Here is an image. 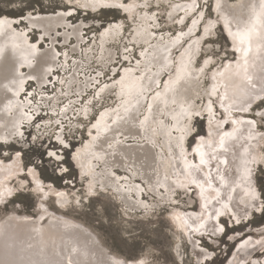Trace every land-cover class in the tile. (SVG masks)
<instances>
[{
  "label": "snow or ice",
  "instance_id": "obj_1",
  "mask_svg": "<svg viewBox=\"0 0 264 264\" xmlns=\"http://www.w3.org/2000/svg\"><path fill=\"white\" fill-rule=\"evenodd\" d=\"M0 3L7 6V11L0 9V35L12 33L33 55L38 51V45L42 48L46 41L41 36L37 41L29 42V33L34 31L31 22L42 14L51 13L66 20L70 31L77 34L75 40L65 45L68 51L56 53L59 65L56 75L60 76L62 71V78L53 80L51 68L41 77L29 75L26 78L41 81V93H37L40 100L36 99L37 94L29 96L25 93L23 101L32 116L28 121L29 128H35L37 135L22 130V124L14 127L13 132L0 135V170L6 175V179H0V205L6 207L16 200L22 203L34 194H39L46 202L51 198L52 190H56L57 196H63L62 186L75 190L79 174L73 172V168H78L80 173L76 163L80 151H74V130H86L92 136V130L99 131L102 122L104 130L109 131L110 120L116 126L115 144L123 143L120 139L125 136L122 126L129 132L125 139L138 143L136 136L130 134L131 129L142 128L149 120L143 110L151 114L154 107L142 100L149 96L163 97L166 111L161 114L169 120L166 128L170 141L175 135V144L170 142L169 147L177 153V159L183 161L179 175L184 179L177 178L166 186H159V191L162 195L170 193L171 202L180 207L182 202H187L186 197L192 199L199 189L203 199L200 227L204 230L200 236L203 241L206 234L208 240L200 244L196 261L197 264H216L212 241L220 234L227 235L228 220L239 225L256 213L264 215V82L258 85L251 76L245 75L243 86L237 88L239 95L231 97L227 91L221 95L215 84L210 89L200 85L227 75L232 65L225 62L237 53L240 54L236 60L237 69L242 65L246 72L253 41L264 43V21L259 32L255 24L233 32L225 20L224 27L231 37L228 47L232 52L229 53L217 32L219 18L213 20L210 13L205 15L203 11L208 0L203 3L189 0L185 4L175 0H0ZM216 7L220 8V0ZM260 8L264 16V0H260ZM126 36L131 47L124 43ZM145 44L154 50L163 47L165 55L159 58L155 72L140 59L148 51ZM138 47L141 49L139 56L136 54ZM239 74L238 71L235 73L236 76ZM163 76L167 79H162ZM19 83V90L23 91L25 80L21 79ZM188 84L195 87H184ZM169 93H172L171 97ZM69 112L75 115L74 121ZM141 115L143 119L139 118ZM201 121L207 124L206 135L201 132ZM161 124H164L163 120ZM229 125L230 131L226 130ZM241 127L247 134L245 143L254 141L258 146L256 149L245 148L237 170L239 185L243 186V218L228 204L217 208L214 205L218 201L204 196L206 188L212 190L214 177L210 162L219 160L217 148L224 149L228 139H239ZM188 140L195 145L191 148L193 160L188 159L185 147ZM112 147L113 143H109L108 148ZM135 150L134 143H128L121 156L131 159L130 154ZM28 153L33 158L24 162ZM196 157L199 163L194 162ZM5 161L11 164L5 166ZM132 167L134 169V165ZM125 171L127 173V169ZM113 174V179L119 177L118 171ZM123 177L131 178V174ZM220 180L224 177L220 176ZM142 199L147 197L142 195ZM40 206L47 210L45 203ZM225 216L228 220L221 219ZM209 225L211 231H208ZM257 235L255 240L251 235H245L241 245L244 255L238 264H264V230Z\"/></svg>",
  "mask_w": 264,
  "mask_h": 264
},
{
  "label": "bare ground",
  "instance_id": "obj_2",
  "mask_svg": "<svg viewBox=\"0 0 264 264\" xmlns=\"http://www.w3.org/2000/svg\"><path fill=\"white\" fill-rule=\"evenodd\" d=\"M175 2L185 4L189 0H175ZM199 2L203 3L204 0H199ZM216 3L217 0H212L213 14L211 18L213 20L219 18L218 25L221 24L220 27L229 45L231 44V37L228 36V31L224 27L225 20L229 22L233 32L243 31L253 24L256 25L258 32L261 30L260 25L264 21V16L261 15L260 0H220L219 9H217ZM203 11L207 15L205 8ZM178 15H183V13ZM31 26L33 29L40 30L38 37L49 35V38L46 39L49 41L42 48L38 45V51L34 55L12 33L0 35V135L13 132L14 127H19L32 119V116L26 111V104L23 103L25 99L21 93L26 90V82L30 81L26 79L27 76L41 77L48 68L53 71L58 66L56 53L59 50L54 45L56 38L53 31L58 32L57 30L63 27L64 30L61 36L65 43L69 42L71 38L75 40L77 35L70 31L66 20H62L51 13L40 15L31 22ZM29 42L35 41L30 39ZM124 43H128L131 47V42L127 36ZM120 47L123 51V44ZM144 47L148 51L146 56L140 59L142 63L147 64L155 72L158 68L159 58L165 55L163 47L161 46L159 50L150 48L148 44H145ZM105 48H107V45H105ZM227 49L229 53L232 52L230 47H227ZM140 50L138 47L136 50L137 56H139ZM64 51H68V49ZM113 52H115V49H113ZM97 55H99L98 52ZM105 55H107V52H105ZM91 56L92 54L89 53V58ZM239 58V53L235 57L230 55L228 61L225 62L232 65V68L228 70V74L224 77H218L216 81L202 82L200 87L210 89L215 84L221 95L227 91L231 97L234 94L239 95L237 88L243 86L242 82L245 75L251 76L258 85L264 82L262 81V77H264V43L259 40L253 41L252 53L246 72L242 70V65L240 69H237L236 60ZM237 71L240 73L239 76L235 75ZM21 79L25 80L23 91L19 90ZM162 79L166 80L167 77L163 76ZM33 81H35L37 87L40 86L41 81ZM184 87L192 88L195 85L188 84ZM168 95L171 97L172 93ZM46 96L47 94H45ZM213 98L215 99V97ZM72 99L75 100L74 97ZM10 101L11 103H9ZM142 103H152L154 107L151 114L146 109L143 110L144 115L149 116V120L142 128L137 126L131 129L130 134L136 136L138 143L125 139L129 132L122 126L125 136L120 137V139L123 143L115 144L113 135L116 126L112 125L109 120V131L104 130L102 122L99 131L92 130V136H89L87 131V136H85V139L83 138L75 150L80 151V156L76 161L80 173L78 168L77 173L83 181V185H85V194L88 197L95 195L99 189H111L119 197L118 199L124 201L129 209L142 210V213L148 214L160 204L171 203V194L162 195L159 186H166L169 182L177 180V178L183 180L184 177L180 176L179 173L184 165L182 160L177 159V153L169 147L170 142L173 145L175 144V135L171 137L170 141L167 134L168 129L166 128L169 120L166 115L161 114L166 111L163 97L154 99L153 96H149L147 100H142ZM171 106L169 100L168 107ZM121 114L123 115V109H121ZM96 118L99 119V116ZM139 118L143 119V115ZM112 119H115V117L113 116ZM162 120L164 124H161ZM207 130V124L204 122L203 134L206 135ZM226 130L230 131L231 126H226ZM241 132L239 139H228L225 141L224 149L217 148L216 155L219 160L210 162L214 177L212 190L206 188L204 196H210L213 200L218 201L214 205L217 208L228 204L236 215L243 218V205L241 203L243 186L239 185L237 170L240 167L245 148L256 149L258 146L254 141L245 143L247 134L242 127ZM109 143H113L112 149L108 148ZM128 143H134L136 149L134 153L130 154L131 159L121 156ZM185 147L188 149V159L193 160L191 149L187 147V141ZM193 147L195 145L191 148ZM194 162L199 163L198 157L195 158ZM10 164L11 162L5 161V166ZM217 168L219 169V175H217ZM125 169H127V173ZM117 171L119 177L113 179V173ZM128 173L131 174V178H124L123 176ZM220 176L224 177L223 181L220 180ZM165 177L168 179L165 180ZM0 179H6L3 170H0ZM122 179L123 182H121ZM60 191L64 192L63 196H57L55 194L56 190H52L55 200L59 201L58 208L61 212L51 210L47 207L48 205H45L46 211L42 209L40 205L43 201L40 200V195L36 194L34 196L39 198V204L36 203L37 216L17 211L9 212L4 216L0 215V264H148V258L145 255L137 258L133 257V259L124 258L125 256L122 257L119 255L120 253H113L105 245L99 243L96 239L97 235L94 236L90 232L89 226H85V223L79 222L72 217L73 215L66 213L71 208L78 210L80 206L72 205V207H68L69 192L65 188H61ZM145 194L151 196L152 201L142 199V195L145 196ZM196 197L198 199L196 198L197 203L195 206L192 207L195 202L193 196L192 199L187 198L186 203L182 202L180 207L173 205L171 212L167 213L177 232L186 234L190 239L194 234L200 236V233L204 231L200 227L203 199L199 195V189H196ZM229 197L231 198L228 199ZM190 208H193V210ZM2 209L3 205H0V210ZM224 210L227 211V209ZM208 231H211V225L208 226ZM251 237L255 240L258 235H252ZM242 242L243 240L235 244L234 252L226 264H238L241 256L244 255V250L241 247ZM192 248L197 264L196 251L199 248L196 242L192 243ZM177 252V257L181 259V251L177 249ZM173 253L176 254L174 251Z\"/></svg>",
  "mask_w": 264,
  "mask_h": 264
},
{
  "label": "rangeland",
  "instance_id": "obj_3",
  "mask_svg": "<svg viewBox=\"0 0 264 264\" xmlns=\"http://www.w3.org/2000/svg\"><path fill=\"white\" fill-rule=\"evenodd\" d=\"M0 9H4L5 11H7L6 4L0 3ZM205 9L207 15L209 13L211 15L213 14L212 0H208V5L205 7ZM109 18L111 19V17ZM220 26L221 24L217 27V32L221 36L220 42L227 48L229 43ZM34 29L35 30L33 32L29 33V37L30 39L37 41L40 30L37 28ZM63 30L64 28L61 27V29L57 30L58 32L53 31L56 38L54 45L56 46V48L58 47L57 49L59 51L68 49L67 47H65L68 42L65 43L61 36ZM45 38H49V35H47ZM71 40H74V38H71L70 41ZM47 41L49 40H46L43 45ZM136 54L138 55V53ZM58 68L59 65L56 66L52 71L53 80L63 77L62 71L60 76L56 75ZM26 84V90L21 93L24 99L25 93H27L29 96L41 93L40 86L37 87L35 81H27ZM42 94L45 96V94L47 93ZM40 98V94H37L36 99L40 100ZM65 103H67V101H65ZM69 116L72 117L73 121L76 118L75 115L71 112H69ZM65 119H67V117H65ZM200 127L203 134V121H201ZM22 130H25L26 132L31 131L33 136L37 135V130L35 128H29L28 121L23 124ZM74 135L75 140L73 141V143L76 149L83 138L85 139V136H87V131L74 130ZM193 145L194 144H192L191 140L187 141L188 148L191 149ZM25 147L27 148V145H25ZM31 158H33L32 154L28 153V155L24 157V162H27V160ZM73 172L78 175L76 167L73 168ZM79 182H81V184H79ZM62 188L65 187L62 186ZM65 189L69 192L68 195L70 199L67 203L68 207H72V205H75L77 207L80 206L78 210H73L71 208L68 212L66 211V213L68 215H73L72 217L76 218L79 222H83V224L85 223V226H89L88 228L90 232H92L94 236L97 235L96 239H98L97 241L99 243L105 245L113 253H120L119 255H121L122 257L125 256L124 258L133 259V257L137 258L145 255L148 258V264H185V261H187V264H196L192 243L196 242L199 248V244H201L203 241L208 240L206 234L203 236V241L201 240V236L194 234L193 236H191V239H194L192 241L186 234L177 232V229L175 228L174 224L171 223L168 215L172 210L171 207L175 205L173 202L160 204L155 207L154 210L151 211V213L147 214L142 213V210L134 211L132 209H129L125 205L124 201L122 199H118L119 197L111 189H99V191L95 195H90L88 197L85 194V185H83V181H81L80 178L75 190L70 187ZM145 196L147 197V199H150V201H152L151 196L147 194H145ZM194 198L195 202L192 207L196 205L198 199L196 195L194 196ZM12 199L15 200V198ZM38 199L39 198H37L36 196H33L28 197L22 203L19 200H16L15 203L9 202L6 207L3 205V209L0 210V215L4 216L9 212L17 211L19 213H27L32 216H37V204H39ZM185 199L186 201L188 200L187 197ZM40 200L42 199L40 198ZM43 203H45L46 206L48 205L47 207L51 210L61 212L58 208L59 204H57L53 192L51 193V198L46 202L43 201ZM190 209L193 210V208ZM221 219L228 220V217L225 216ZM245 223H247V227H245ZM228 225L229 228L227 229V235L220 234L214 238V241H212V245L215 248L216 264H226L234 252L235 244L240 243L242 240H244L246 234L251 236L257 235L259 231L264 230V215L256 213L255 215L246 218L244 220V223H241L239 225H234L233 221L228 220ZM258 228L260 229L258 230ZM177 249H179L182 253L181 259L177 257ZM173 251L177 253L174 254Z\"/></svg>",
  "mask_w": 264,
  "mask_h": 264
}]
</instances>
